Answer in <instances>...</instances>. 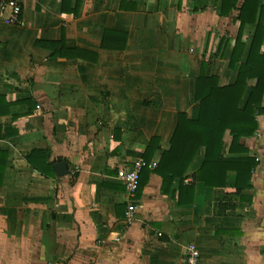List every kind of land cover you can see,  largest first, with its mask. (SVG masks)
Returning <instances> with one entry per match:
<instances>
[{"label":"crops","instance_id":"1","mask_svg":"<svg viewBox=\"0 0 264 264\" xmlns=\"http://www.w3.org/2000/svg\"><path fill=\"white\" fill-rule=\"evenodd\" d=\"M19 1L17 22L0 9V264H185L189 244L196 264H264L263 114L233 152L223 135V157L256 161L248 186L237 191L228 170L224 186L194 181L178 202L179 179L162 190L153 170L177 114L198 115L199 73L234 82L255 30L244 25L229 67L243 0L226 15L221 0ZM60 40L82 54H52ZM203 156L200 147L184 184ZM139 158L147 179L127 220L117 170ZM60 160L68 171L57 176Z\"/></svg>","mask_w":264,"mask_h":264},{"label":"trees","instance_id":"2","mask_svg":"<svg viewBox=\"0 0 264 264\" xmlns=\"http://www.w3.org/2000/svg\"><path fill=\"white\" fill-rule=\"evenodd\" d=\"M237 0H221L220 13L228 14L236 6ZM259 0H243L238 8L237 19L239 29L232 48L228 66L232 67L240 59L244 43L241 40L242 29L246 23H255V30L247 50L246 58L237 69L234 82L219 85L217 76L205 75L203 71L195 79L194 100L198 102V115L195 119L188 118L183 112L177 114V122L169 141V147L163 151L155 168L162 177V190L168 188L175 178L179 179L178 202H181V193L193 192V182L201 181L207 186L220 187L225 184V174L228 170L236 172L235 187L240 190L248 186L251 171L256 164L252 157L222 156L223 135L226 130L231 135L229 152H233L234 145L238 144L241 136H251L256 128V115H264L262 96L264 95V49L259 51L263 33L261 25V11L256 19ZM52 54L75 57L82 54L77 47H66L63 40L57 42ZM256 78L251 86L242 106L246 81ZM203 147L204 156L200 167L191 175V183H183V175L196 154ZM149 148V147H148ZM145 158V156H143ZM145 162V161H144ZM140 172L139 184L136 190L138 195L146 183L147 162ZM3 167L0 165V176Z\"/></svg>","mask_w":264,"mask_h":264},{"label":"built area","instance_id":"3","mask_svg":"<svg viewBox=\"0 0 264 264\" xmlns=\"http://www.w3.org/2000/svg\"><path fill=\"white\" fill-rule=\"evenodd\" d=\"M5 7L9 8V16L8 19L14 23L19 19V15L21 12V4L19 0H0V9L3 10ZM146 163L142 159H136L133 161L132 165L125 168H118L117 170V178L122 182L125 188V192L127 195V207L125 210V218L130 220L133 217V213L135 211V204L133 196L137 190L140 172L142 167H144ZM199 256L198 250L195 248L193 244H189L186 247L184 253V263L185 264H196Z\"/></svg>","mask_w":264,"mask_h":264},{"label":"water","instance_id":"4","mask_svg":"<svg viewBox=\"0 0 264 264\" xmlns=\"http://www.w3.org/2000/svg\"><path fill=\"white\" fill-rule=\"evenodd\" d=\"M54 167H55L57 176L66 174L68 171L66 163L63 160H60L54 163Z\"/></svg>","mask_w":264,"mask_h":264}]
</instances>
